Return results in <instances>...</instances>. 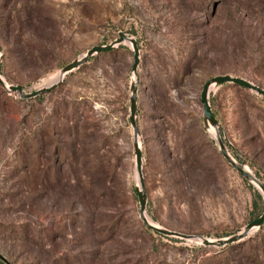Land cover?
Returning a JSON list of instances; mask_svg holds the SVG:
<instances>
[{
	"label": "rangeland",
	"instance_id": "374dc122",
	"mask_svg": "<svg viewBox=\"0 0 264 264\" xmlns=\"http://www.w3.org/2000/svg\"><path fill=\"white\" fill-rule=\"evenodd\" d=\"M0 253L10 264H264V221L221 247L166 236L139 214L130 84L142 151L146 214L159 227L208 240L239 235L264 211V96L223 83L209 93L217 127L205 126L203 84L217 75L264 88V0H0ZM0 264H4L0 261Z\"/></svg>",
	"mask_w": 264,
	"mask_h": 264
},
{
	"label": "water",
	"instance_id": "95a60500",
	"mask_svg": "<svg viewBox=\"0 0 264 264\" xmlns=\"http://www.w3.org/2000/svg\"><path fill=\"white\" fill-rule=\"evenodd\" d=\"M123 43H128L131 47L132 50V56H133V63L131 66V71L133 75H136V70L139 64V49L137 46V42L134 38L126 35L125 33H118V37L115 38L113 41L104 44V45H95L87 49L83 54L78 56L77 58L73 59L71 62L66 64L61 71L58 74V79L50 84L47 87L37 89L33 92L30 93H25L23 91V88L21 85H12L8 84L5 82V80L2 78L0 74V85L4 87L7 91L9 92H14L20 95L21 98L24 99H30L34 98L37 95L48 92L52 90L58 83H60L64 77L72 72L74 69L78 68L82 64L86 63L92 56L100 53V52H105L108 50H111L115 47H117L120 44ZM1 50V46H0ZM232 83L236 84L244 89L253 91L259 95L264 96V88L244 79L241 77L237 76H232L229 74H224V75H217L209 80H207L201 89L200 92V103L202 105V116H203V123L205 126L209 127H217V121L212 114L211 108H210V103H209V93L211 89L215 86H219L223 83ZM130 105H129V121L133 130V137H134V153H135V165H136V170L138 173V183H139V188L137 189V196H138V201H139V214L142 219V221L145 223L147 228L166 235V236H172V237H179V238H184V239H190V238H199L200 241L202 242L203 245L205 246H216V247H221L230 243H234L236 240H238L241 236L246 235L249 231L253 230L256 227H259L263 221H264V211L263 213L256 219L252 220L249 222L244 230L239 234V235H234L226 239H217V240H208L202 236H194V235H188V234H183L180 232L168 230L166 228L159 227L158 225L150 224L146 217V195L144 192V182L142 178V151L139 143V129L137 126L136 122V110H137V88H136V80H133L130 84ZM216 142L218 144L220 153L222 156L225 158V160L246 180L250 181L253 183L255 186L258 187V189L261 191L263 200H264V184L256 178L250 171L246 170L243 164V161L240 160V162H237L230 154L228 153V150L220 138V135L218 132H216ZM0 261H2L4 264H10L9 261L0 253Z\"/></svg>",
	"mask_w": 264,
	"mask_h": 264
},
{
	"label": "bare ground",
	"instance_id": "6f19581e",
	"mask_svg": "<svg viewBox=\"0 0 264 264\" xmlns=\"http://www.w3.org/2000/svg\"><path fill=\"white\" fill-rule=\"evenodd\" d=\"M58 79V78H57ZM56 79V80H57ZM55 80V81H56ZM246 169V168H245ZM247 170V169H246ZM145 217H146V219H147V221L150 223V224H154V225H156L153 221H152V219H150V217L149 216H147V214H145ZM189 240H196V241H200V239L199 238H190Z\"/></svg>",
	"mask_w": 264,
	"mask_h": 264
},
{
	"label": "trees",
	"instance_id": "16d2710c",
	"mask_svg": "<svg viewBox=\"0 0 264 264\" xmlns=\"http://www.w3.org/2000/svg\"><path fill=\"white\" fill-rule=\"evenodd\" d=\"M115 50V48H113V49H111V50H108V51H105V52H100V53H103V54H108V53H111V52H113ZM100 53H98V54H100ZM80 67V66H79ZM78 67V68H79ZM77 69V68H76ZM226 83H228V82H226ZM212 111V110H211ZM212 114H213V112H212ZM214 115V114H213ZM216 119V118H215Z\"/></svg>",
	"mask_w": 264,
	"mask_h": 264
}]
</instances>
